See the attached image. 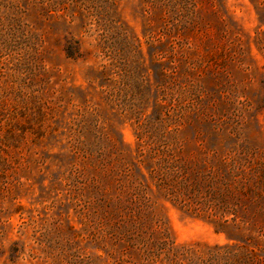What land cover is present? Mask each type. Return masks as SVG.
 Here are the masks:
<instances>
[{
	"label": "rangeland",
	"instance_id": "374dc122",
	"mask_svg": "<svg viewBox=\"0 0 264 264\" xmlns=\"http://www.w3.org/2000/svg\"><path fill=\"white\" fill-rule=\"evenodd\" d=\"M194 2L191 29L173 26L187 41L182 59L150 36L165 42L163 16L182 13L179 3L0 0V264H148L132 237L157 217L176 243L230 242L208 218L158 196L146 168L153 201L135 221L124 189L139 146L140 159L191 169L206 159L219 176L225 157L238 179L264 181V0ZM154 52L164 54L151 61ZM114 57L128 62L122 87L140 108L128 118L98 73ZM166 58L176 76L159 88ZM237 195L239 229L264 249V195Z\"/></svg>",
	"mask_w": 264,
	"mask_h": 264
},
{
	"label": "trees",
	"instance_id": "16d2710c",
	"mask_svg": "<svg viewBox=\"0 0 264 264\" xmlns=\"http://www.w3.org/2000/svg\"><path fill=\"white\" fill-rule=\"evenodd\" d=\"M155 3L158 4V8H162V11L171 10L170 6L177 8V3L182 4V13L179 14H184L183 18L179 19L178 13L173 16H163V19L168 21L166 24H170L169 21H171L168 30L164 31L163 36H167L165 42H162L160 36L158 39L157 35L150 36L153 40H159L161 45L167 46L169 55L166 57L172 55L175 57V54L180 53L179 58L183 59L185 50L182 44L187 43V41L177 39L173 26L182 25L185 31L191 29V24L196 21L199 15L198 4L194 0H155ZM220 18H222L221 15ZM158 54L164 53H152L151 61ZM160 58H165V55ZM168 59L170 58L159 62V77L163 79L157 84L159 88L166 85V79L176 76L173 74L174 67L169 65ZM127 63L123 57H114L109 65L104 64L103 68L98 71L105 80L108 101L110 103L115 102L118 106V113H124L126 118L128 115L131 116L135 112H140L136 103L128 104V101L131 102L133 99L128 98V93L124 92L127 87H122L124 84L128 86ZM167 87H171V83L167 84ZM163 98L161 100L166 102V98ZM137 118L140 120V116ZM136 154H138L137 161H132L134 166H128L124 170L126 174L128 170L127 184L124 189L128 190V198L131 202L128 215L133 221L139 215L137 208L142 210V204L146 206L153 201V188L146 173L142 171L143 168H146L150 180L154 182V192L158 196L171 200L181 210L192 215L208 218L214 223L216 232L225 233L230 240L225 244H179L171 238L166 223L157 217L153 228L147 235L140 233L139 237H132V240L136 241H133V244H137V248L144 255L145 260H148V264H264V249L251 247L252 245L246 241L248 239H244V234L240 231L239 225L241 221L245 222L246 219L237 213L230 201L231 197H235V193L238 194L237 197L243 195L242 197L247 199L253 195H264L260 192V188L264 192V181L261 178L259 179L249 172L250 176L246 175L238 179V174L242 173L234 164L227 163L225 157H223L224 160H220L225 172L219 176L214 172L212 165L209 167L206 165V159L198 158L192 162L193 167L191 169L184 160L182 163H176L174 160L170 162L171 159L168 156H152L149 160L148 158L140 159L139 155H144L141 146H139ZM129 156L131 157L130 150ZM228 165H230L229 169H227Z\"/></svg>",
	"mask_w": 264,
	"mask_h": 264
}]
</instances>
